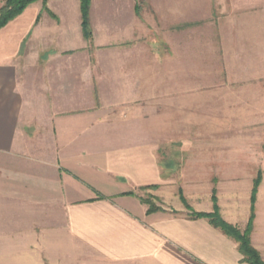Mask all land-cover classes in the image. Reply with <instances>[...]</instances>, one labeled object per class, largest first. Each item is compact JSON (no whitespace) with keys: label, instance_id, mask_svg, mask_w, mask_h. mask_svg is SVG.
I'll return each instance as SVG.
<instances>
[{"label":"crops","instance_id":"0c3cea01","mask_svg":"<svg viewBox=\"0 0 264 264\" xmlns=\"http://www.w3.org/2000/svg\"><path fill=\"white\" fill-rule=\"evenodd\" d=\"M66 1L35 2L0 29V264H246L237 243L206 219H190L179 200L146 213L143 187L157 186L167 204L179 199L158 160L155 111L149 100L144 110L138 98L106 95L141 89L133 78L139 56L87 50L84 38H70L80 11ZM112 56L127 77L121 86L108 79ZM233 185L220 215L242 226L250 184ZM184 198L195 212L212 210L211 193ZM250 240L264 261V179Z\"/></svg>","mask_w":264,"mask_h":264},{"label":"rangeland","instance_id":"374dc122","mask_svg":"<svg viewBox=\"0 0 264 264\" xmlns=\"http://www.w3.org/2000/svg\"><path fill=\"white\" fill-rule=\"evenodd\" d=\"M238 2L232 10L230 0H91L87 50L139 56L138 65L135 58L129 62L140 69L133 78L141 89L106 95L108 101L138 98L144 110L149 100L155 111L158 160L169 169L179 199L167 204L158 189L137 194L162 212L178 200L195 212L184 197L197 189L211 197L214 191L220 215L233 184H250V215L253 181L258 174L264 179V10L255 0H247L246 8ZM79 16L70 38H84ZM116 61L108 57L105 66L108 79L121 86L127 77L117 75ZM247 222L228 224L243 231Z\"/></svg>","mask_w":264,"mask_h":264},{"label":"trees","instance_id":"16d2710c","mask_svg":"<svg viewBox=\"0 0 264 264\" xmlns=\"http://www.w3.org/2000/svg\"><path fill=\"white\" fill-rule=\"evenodd\" d=\"M3 2V6L0 9V29L7 25L10 21L18 17L28 6L37 2L46 0H0ZM138 1V0H135ZM91 0H79L80 15H81V27L83 32V37L85 40L90 39L91 32L89 29V8ZM137 9V7H136ZM38 21V20H37ZM261 182V176L254 179L251 196H250V215L246 227L243 231L239 230L237 227L226 223L219 215L218 208L216 204V197L213 191L212 194V212L211 213H195L190 211L188 217L190 219H206L209 224L218 230H220L225 236L232 239L238 245V251L242 256V262L246 264H264L261 259L260 254L252 247L250 236L253 230V221L255 218V202L257 189ZM157 186H147L140 190H155ZM140 200V198H139ZM140 202L147 206V214H152L156 212H162L161 208L156 207L152 202L145 201ZM189 211V210H188Z\"/></svg>","mask_w":264,"mask_h":264}]
</instances>
